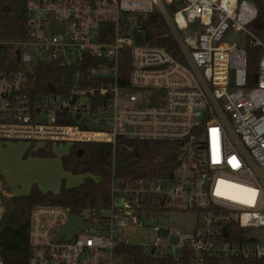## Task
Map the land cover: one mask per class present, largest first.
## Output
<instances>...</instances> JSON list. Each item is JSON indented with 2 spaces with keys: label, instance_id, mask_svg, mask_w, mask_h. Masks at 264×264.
Wrapping results in <instances>:
<instances>
[{
  "label": "built area",
  "instance_id": "obj_1",
  "mask_svg": "<svg viewBox=\"0 0 264 264\" xmlns=\"http://www.w3.org/2000/svg\"><path fill=\"white\" fill-rule=\"evenodd\" d=\"M155 13L178 58L148 39ZM257 14L248 0H27L26 39L13 44L19 64L0 71V143L114 152L106 208L32 209L28 264H264V43L249 29ZM250 49L260 52L253 83ZM40 65L69 71L63 95H30ZM120 141L175 145L177 165L160 179L121 176ZM8 196L0 181V224ZM171 212L196 213L195 232L154 226L157 242L143 248L131 231ZM72 216L83 230L56 241Z\"/></svg>",
  "mask_w": 264,
  "mask_h": 264
},
{
  "label": "trees",
  "instance_id": "obj_2",
  "mask_svg": "<svg viewBox=\"0 0 264 264\" xmlns=\"http://www.w3.org/2000/svg\"><path fill=\"white\" fill-rule=\"evenodd\" d=\"M248 1L258 11L249 29L264 43V0ZM26 4L27 0H0V71L17 68L19 64L20 54L13 44L26 39ZM144 26L149 40L179 57L176 41L161 14L148 15ZM249 59V77L253 83L252 78L258 71L259 50L250 49ZM121 65L129 69V61H122ZM70 82L68 70L40 65L32 77L30 95L34 98L63 95ZM129 147H133V153L128 152ZM52 148L45 145L37 151L31 148L28 153L52 157ZM115 158L117 172L130 178H165L177 165L176 146L168 143L120 141ZM113 159L114 152L109 145L74 144L69 154L62 157V166L67 173L84 177L79 186L69 188L63 182L58 194L43 192L33 186L27 195L11 197L0 224V253L5 263L28 264L29 219L34 207H66L74 214L91 208H106L110 199Z\"/></svg>",
  "mask_w": 264,
  "mask_h": 264
},
{
  "label": "rangeland",
  "instance_id": "obj_3",
  "mask_svg": "<svg viewBox=\"0 0 264 264\" xmlns=\"http://www.w3.org/2000/svg\"><path fill=\"white\" fill-rule=\"evenodd\" d=\"M172 16V9L166 8ZM240 39V36H236ZM229 39H226L228 41ZM70 144L53 146L52 157H37L29 154V150H39L41 145L32 146L27 142L0 143V181L3 190L9 196L6 198V208L10 205L9 199L13 196H25L33 186L40 190L57 194L62 188L79 186L84 177L67 173L62 166V157L69 154ZM198 223V216L194 212H171L158 215L157 219L150 220L149 226L138 228L131 233L139 237L143 248H149L157 242L152 230L154 226L169 228L181 234H193Z\"/></svg>",
  "mask_w": 264,
  "mask_h": 264
},
{
  "label": "water",
  "instance_id": "obj_4",
  "mask_svg": "<svg viewBox=\"0 0 264 264\" xmlns=\"http://www.w3.org/2000/svg\"><path fill=\"white\" fill-rule=\"evenodd\" d=\"M257 81V77L255 78ZM79 154H82L81 152ZM84 228V222L81 218L72 216L70 217L69 223L64 226L59 234L57 235L56 241L62 239L63 237H66L68 239H71L76 231V229L83 230ZM226 235H228L227 231H225ZM162 234L165 236L168 234V231L163 230ZM175 242H178V240H174ZM136 242V241H135Z\"/></svg>",
  "mask_w": 264,
  "mask_h": 264
},
{
  "label": "crops",
  "instance_id": "obj_5",
  "mask_svg": "<svg viewBox=\"0 0 264 264\" xmlns=\"http://www.w3.org/2000/svg\"><path fill=\"white\" fill-rule=\"evenodd\" d=\"M41 146H42V145H41ZM69 188H70V187H69ZM30 190H31V189H30ZM30 190H29V192H30ZM41 191H42V190H41ZM29 192H28V193H29ZM43 192H46V191H43ZM57 194H58V193H57ZM13 197H14V196H13Z\"/></svg>",
  "mask_w": 264,
  "mask_h": 264
}]
</instances>
